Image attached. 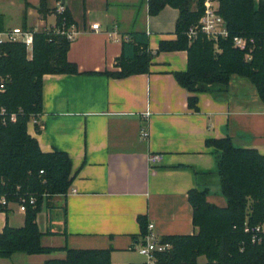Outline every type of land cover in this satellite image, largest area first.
I'll list each match as a JSON object with an SVG mask.
<instances>
[{
  "label": "crops",
  "instance_id": "obj_1",
  "mask_svg": "<svg viewBox=\"0 0 264 264\" xmlns=\"http://www.w3.org/2000/svg\"><path fill=\"white\" fill-rule=\"evenodd\" d=\"M148 1L64 0L80 30L68 52L79 73L45 74L39 124L28 122L43 152L64 151L72 162L69 191L45 197L37 215L42 245L60 249L17 252L0 257V264H45L65 258V247L108 249L111 264H145L135 242L150 222L161 238L197 232L191 190L209 189L208 200L226 206L221 190H212L219 176L208 140L230 137L264 156V102L256 86L237 74L227 93H192L181 85L174 73L188 69V51L160 50L162 40L177 39L179 9L167 5L151 15ZM59 2L48 0V6ZM39 5L40 0H0L5 29L55 25L56 14L43 17ZM97 22L99 30L91 27ZM142 52L152 56L148 71L106 73L121 70L122 55ZM191 96H197V109L190 106ZM152 154L161 161L153 163ZM25 221L18 202L0 209V233Z\"/></svg>",
  "mask_w": 264,
  "mask_h": 264
},
{
  "label": "trees",
  "instance_id": "obj_2",
  "mask_svg": "<svg viewBox=\"0 0 264 264\" xmlns=\"http://www.w3.org/2000/svg\"><path fill=\"white\" fill-rule=\"evenodd\" d=\"M218 1L229 30V36L218 42L219 51L206 34L199 33L193 41L188 37V31L204 13V0H149L151 15L159 14L167 5L179 9L177 39L162 40L160 50L188 51V69L174 74L190 92L227 93L232 75L237 74L256 86L264 102V0ZM38 10L43 17L55 13L57 28L75 23L67 8L58 13L57 7L48 6V0H40ZM3 19L0 14V30L5 29ZM57 28H30L34 30L31 58L24 43L0 44V108L7 110L0 113V195L8 200L6 205L0 203V209L5 210L11 201L20 204L22 199L27 200L25 225H7L0 233V257L4 258L17 252L46 254L60 249L42 245L43 232L37 215L45 197L69 191L72 162L64 151L43 152L38 140L28 132L31 117H38L43 110L44 75L79 73L77 64L68 58L72 41ZM238 35L253 38L252 49L235 47L234 37ZM133 36L138 40L140 34ZM128 45L125 41L124 48ZM151 62L149 52L132 58L122 55L117 62L121 70L106 73L123 77L146 72ZM197 103V96H191L190 106L197 109ZM12 113H16L15 119L11 118ZM207 144L216 149L217 175L226 206L210 202L209 189L191 190L194 224L198 230L190 235L163 237L173 248L160 254V263L264 264V239L259 244L253 243L245 231L246 221L264 222V156L257 149L236 145L230 137L208 140ZM31 196L36 198L34 203L29 201ZM146 232L147 225L140 235ZM61 249L67 252L65 258L51 259L45 264H111L108 249ZM201 256L206 257V262L200 263Z\"/></svg>",
  "mask_w": 264,
  "mask_h": 264
},
{
  "label": "built area",
  "instance_id": "obj_3",
  "mask_svg": "<svg viewBox=\"0 0 264 264\" xmlns=\"http://www.w3.org/2000/svg\"><path fill=\"white\" fill-rule=\"evenodd\" d=\"M216 0H205L204 1V13L200 18L197 25L192 26L188 31V37L190 41H193L199 33L206 34V36L214 41L215 48L219 51L218 42L220 38H226L229 36V30L227 28L226 20L219 11V5L215 4ZM219 4V3H218ZM66 10L65 4L60 1L57 6V12L63 13ZM56 27V24L53 25ZM91 27L95 30L100 29V24L93 23ZM35 30H39L35 28ZM57 31L65 34L70 41L76 39L79 35L80 30L75 23L69 26H63V28H57ZM4 42H21L24 43L28 52V57L33 55L34 47V30L30 28L23 27H13L9 29L0 30V44ZM254 39L247 38L246 36L238 35L234 37V46L241 50H250L254 43ZM247 58H251V53L247 54ZM2 80V79H0ZM7 112L5 107L0 108V113L5 114ZM11 118H16V113L11 114ZM31 121L35 124H39V119L36 116H32ZM29 120V121H30ZM142 135L147 137L148 132L142 130ZM150 160L153 163L161 161L160 154H152ZM43 172V170H42ZM26 199H22L20 203V210L26 211ZM30 203H34L36 198L31 196L29 199ZM0 203L3 205L8 204V200L5 195H0ZM245 231L250 234L251 241L253 243L259 244L264 239V222L261 223H250L246 221ZM173 248L172 243L164 241L155 231V224L150 222L148 224L147 232L140 235L135 242V249L146 258L145 264H161L160 254L165 253Z\"/></svg>",
  "mask_w": 264,
  "mask_h": 264
},
{
  "label": "rangeland",
  "instance_id": "obj_4",
  "mask_svg": "<svg viewBox=\"0 0 264 264\" xmlns=\"http://www.w3.org/2000/svg\"><path fill=\"white\" fill-rule=\"evenodd\" d=\"M205 1V0H204ZM217 2H215V4L218 6L219 4V1L218 0H216ZM220 6V5H219ZM220 187H219V182L217 183H212V190L213 191H217V192H219L220 191V189H219ZM144 257V256H143ZM144 261L146 262L147 260H146V258L144 257Z\"/></svg>",
  "mask_w": 264,
  "mask_h": 264
}]
</instances>
